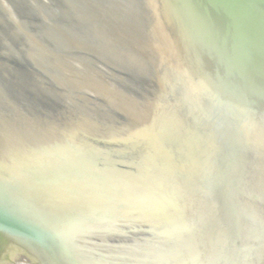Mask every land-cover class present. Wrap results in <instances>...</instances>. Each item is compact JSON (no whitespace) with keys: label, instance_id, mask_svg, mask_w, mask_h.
Returning <instances> with one entry per match:
<instances>
[{"label":"water","instance_id":"obj_1","mask_svg":"<svg viewBox=\"0 0 264 264\" xmlns=\"http://www.w3.org/2000/svg\"><path fill=\"white\" fill-rule=\"evenodd\" d=\"M168 82L188 87L193 106ZM124 90L142 96L136 115ZM156 126V138L135 145ZM123 173L177 192L151 189L155 208L137 202L145 191L128 190L137 201L123 205L121 190L86 188L92 174L116 183ZM74 196L102 201L104 212L85 221L109 217L98 226L105 243L124 227L146 259L135 264H159L165 239L207 263L264 253V0H0V264L85 263L73 252L79 229L69 228L84 204ZM112 197L119 203L103 200ZM61 200L62 221L53 214ZM175 219L187 222L184 236ZM12 250L24 258L10 260Z\"/></svg>","mask_w":264,"mask_h":264},{"label":"bare ground","instance_id":"obj_2","mask_svg":"<svg viewBox=\"0 0 264 264\" xmlns=\"http://www.w3.org/2000/svg\"><path fill=\"white\" fill-rule=\"evenodd\" d=\"M168 83L169 84L167 85L166 88H170V89L174 90L175 93L177 94V96L185 99V108L189 109L191 106H193V102H191V100H190L191 98L189 97V95H191V94H190L188 87L184 86L181 83H179V84H177L176 82H172V83L168 82ZM127 89H129V88L126 87L125 90H127ZM197 89H201V91L204 92V95H205L206 91L210 90V87L208 85V82L203 81V82H200L198 84ZM112 90H113V88H111V91ZM142 90L143 89L137 87V94H139V93L141 94V92H143ZM145 91H144V94L146 96L148 90L146 92ZM137 94H135V95H137ZM135 95H134V93H131L130 91H125V94L122 93L118 96L122 101L123 100L125 101L128 99V102L135 104V106H133L136 109L133 113L134 115H136V112L139 113L140 109L137 108V105H139V102H142V96L137 95V97H135ZM132 96H133V98H132ZM113 98L116 99L115 95H113ZM116 101H118V100H116ZM130 119H132V117H128V120H130ZM132 121H133V119H132ZM69 130H70V132L72 131L71 128H69ZM80 130H81L80 132L100 135V132H98L97 127H95V128L94 127H90V128L85 127V129H82V127H81ZM151 130L152 131L149 130L147 132H142L141 134H139L137 136L136 140H133L135 145L144 142L148 138H151L152 135L154 138H156L159 134L158 133L159 132L158 131L159 126H156L155 128L153 127V128H151ZM65 131H68V130L65 129ZM107 131H109V129H107ZM100 136H102V135H100ZM156 145L157 146L164 145L161 135H160V140H158L156 142ZM79 149H81V148L78 145V146L71 148V150L70 149L67 150L66 153L70 154V155L76 154V152H79L78 151ZM97 150H101V149H97ZM88 179L90 180V182L88 183L89 184L88 187L85 185L86 188H91V189L97 190V191L107 190V189H117L119 191L121 190V192H123V193H121V203L123 205L130 204V202L133 203V202L137 201V198L135 201V199H130L128 197L129 196L128 194H130L128 192V190L130 192L138 191L139 193L145 191L143 193H145L147 196L144 197V195L142 193H140V197L138 198L137 202L142 203V204H150V205H153L155 208H160V207H157V206H159L158 204H160V202H159V200L153 198L152 190L154 189L156 191H158V190L167 191V192H169L170 195H171V192L174 190V188H172V191L168 190V189L166 190V188L163 186L161 180H160L161 183L158 181H154L151 183L147 182L148 185H146L145 183L142 184L140 181L138 182V181L128 179L127 174H124V173H123V180L119 181L117 179L116 183H109V179L107 177H104L101 174H99V175L92 174V175L88 176ZM142 189H144V190H142ZM173 192L176 193L177 191H173ZM148 193H150L152 195V197H150V194H148ZM160 194H162V193H160ZM85 200H87V201H85ZM103 200L106 203L107 202H110V203L114 202L116 204H118L119 203L118 201H120V199H116V197H112L109 199H103ZM162 200H163V198L161 199V201ZM74 201H78V202L81 201L84 203L82 205L80 212H77L79 214L77 221H75L77 219V216L73 215L75 213H72L70 211L71 214L73 215L72 217L74 219L73 220L74 226L72 225L73 223H71V222H70L71 224L69 225V228H78L79 229V232L76 229L78 232L77 233V235H78L77 239H75V238L72 239L73 245L75 248V250L73 249V252L76 254V256H78L79 258H82L83 261H85V263H83V264H119L120 261H117L114 259L115 258L114 256H117V255L122 256L123 259L124 258L126 259V261L128 260L130 262V264H135V263H140V262L145 263L146 259H145L144 255L140 257L138 254L133 253V252H135V250H133V249L136 248V247H134L136 245L135 244L136 242H134V241L132 242L131 240H124L122 242L119 241L120 245L121 244H123V245L125 244V245L123 247L115 245V246H112V248H113L112 249L109 246H107V243H105L104 240H101L102 237L100 236L101 233H99L98 226H100V225L108 226V224H111L110 222L107 221L108 220L107 218H109L107 215L103 216V219L100 222H96V223H93L91 225L88 221H85L86 220L85 217H91L90 216L91 214L104 212L103 210H101L102 201L100 199L82 198L80 200V198H77V196H74L73 202ZM57 203L62 204L64 202H63V200H61L60 202H57ZM174 203H175V206L181 207L182 209H184V211L186 208H188V203H187L186 199H184V200H182V199L177 200L176 199L174 201ZM29 205L31 207H33L32 204L29 203ZM67 207L68 206H66V205L64 206L62 204L53 213L58 220L60 219L62 221L64 218L68 217L66 215H68L70 213L67 210ZM25 208H26V206H25ZM41 208L42 207H40V208L37 207V210H35V212H37V211L42 212L41 210H43V208L42 209ZM66 213H68V214H66ZM42 215L44 216V214H42ZM164 216H166V215H164ZM143 217H145V216H143ZM166 218L168 221L171 220L167 216H166ZM257 220H259L258 215H257ZM102 221H104V222H102ZM171 221H173V220H171ZM175 221H176L175 223L174 222H170V223H171L172 227L174 226L173 227L174 231L177 232L176 236L177 237H178V235L184 236L185 233H183L182 230H185V228H187V222L184 220H181V219H175ZM255 221H256V219H255ZM247 224L251 225L252 223L251 222H245L240 228L241 229L240 230V238L241 239L243 238L242 242H245V241L247 242V240H246L247 239V234H246V229H247L246 225ZM157 227L159 228V226H157ZM188 232H189V230H188ZM188 239L190 241L188 240V244H186V250L194 247L193 246L194 241L196 242V240H198L197 236H195V234H192ZM191 240H193V241H191ZM159 241L160 242L157 244V247H158L157 252L162 251V253H163V255H161V256H160V254H157V253L155 254L156 255L155 257L157 258L158 263L160 261L159 264H189L185 259H187V257H190V256H193V257L196 256L193 254L189 255L187 252L185 253V250H183V249H178L174 243L172 244L174 246L173 247L172 245L169 244V241L167 239L159 240ZM263 246L261 245L260 249L257 252L262 250ZM98 250H102L101 255H99V256L93 255L94 253H98V252H96ZM194 250H195V248H192V250H190V252L192 253ZM129 253H132V254H129ZM194 253H196V252H194ZM10 254L12 256H14L15 259L16 258L18 259L20 256L24 258L21 250H14V251L12 250V252H10ZM139 254H141V253H139ZM158 255L161 259H159V257H157ZM203 255L199 254V257L196 256L197 258H199V262H196L194 264H212L213 261H210L207 263V261H205L204 258L202 257ZM204 257H206V256L204 255ZM192 259H195V258H192ZM122 262H123V260H121V263ZM213 264H215V262H213ZM251 264H264V253L262 252L261 255H259V253H257V255L251 259Z\"/></svg>","mask_w":264,"mask_h":264},{"label":"flooded vegetation","instance_id":"obj_3","mask_svg":"<svg viewBox=\"0 0 264 264\" xmlns=\"http://www.w3.org/2000/svg\"><path fill=\"white\" fill-rule=\"evenodd\" d=\"M118 228H124V227H121L120 225L119 227L116 228V230H113L112 228H110L107 231V233H105L106 235L105 240L108 242L107 246H109L110 248H112V246H115V245L122 246V244L121 245L119 244V241L122 242L124 240H128V237H123L124 236L123 232H118Z\"/></svg>","mask_w":264,"mask_h":264},{"label":"rangeland","instance_id":"obj_4","mask_svg":"<svg viewBox=\"0 0 264 264\" xmlns=\"http://www.w3.org/2000/svg\"><path fill=\"white\" fill-rule=\"evenodd\" d=\"M33 233L37 234V233H40V232L34 230ZM36 236H38V235H36ZM45 240H46V243H49V242H48L49 239L46 238ZM43 242H44V241H43ZM46 243H45V244H46ZM1 256H2V255L0 254V263H1V260H2ZM8 256H9L10 260L13 259V261H15V257H14V256H12L11 254H9ZM16 259H17V258H16ZM12 263H13V262H12Z\"/></svg>","mask_w":264,"mask_h":264},{"label":"snow or ice","instance_id":"obj_5","mask_svg":"<svg viewBox=\"0 0 264 264\" xmlns=\"http://www.w3.org/2000/svg\"><path fill=\"white\" fill-rule=\"evenodd\" d=\"M179 119V118H178ZM239 227V225L237 224V228Z\"/></svg>","mask_w":264,"mask_h":264}]
</instances>
